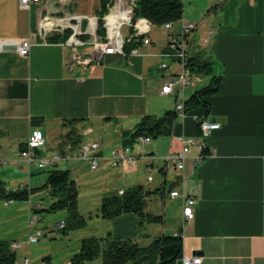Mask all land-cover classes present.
Returning <instances> with one entry per match:
<instances>
[{
    "label": "crops",
    "instance_id": "0c3cea01",
    "mask_svg": "<svg viewBox=\"0 0 264 264\" xmlns=\"http://www.w3.org/2000/svg\"><path fill=\"white\" fill-rule=\"evenodd\" d=\"M183 3L191 10L184 13L185 22L198 25L190 57L212 62L209 74L217 68L218 74L213 76L222 77L219 89L209 98L208 116L206 109L200 108L178 120L171 135L148 144H133L137 165L122 169L113 168L110 159L113 151L123 147L124 133L131 132L147 115L162 116L176 108V96L162 94L163 86L168 83V71L161 74L164 79L157 91L161 99L157 106L147 100L130 101L133 99L131 73L136 86L144 89L148 84L146 75L158 67L152 59L161 58L159 55L168 43L151 48L150 37L151 43L140 47L137 55H105L90 65H75V55L83 51L61 39L55 40L54 36L63 34L64 28H60L46 38L33 39L29 57H22L10 41H21L38 32L41 20L47 15L89 16L92 24L89 20L83 23L88 43L90 38L101 36L99 18L89 15L84 10L87 4L82 1L40 0L25 9L21 0H0V182L8 190L31 191L28 201L31 216L32 207L39 202L40 207L44 205V201L32 200L44 183L39 182L41 178L37 175L49 169L40 170L35 163L29 165L20 157L30 133L35 129L44 132L47 142L43 154L50 156L72 143L66 138L67 120H79L76 129L81 142L92 139L95 125L101 121L106 129L113 125L121 140L113 149L107 147L106 141L100 142L103 171L119 169L110 172L114 190L139 186L142 177L149 187L147 207L153 203L155 212L149 210L150 214L160 219L146 221L133 212L112 220L99 217L100 230L82 233L77 238L80 246L85 238H102L108 234L147 246L162 236L179 233L183 253L174 264H184L185 258L194 256L202 257L201 264H264V0L223 3L185 0ZM182 25L180 22L177 28L174 24L172 32L179 34ZM195 87L186 89L187 98L198 89L197 81ZM114 100L120 101L117 108L113 107ZM197 116L219 122L220 129L204 138L200 135ZM81 129L85 138L80 134ZM181 135L197 142L188 153L186 173L190 176L184 181L175 160L166 161L167 156L180 149L176 137ZM76 162L72 158L59 167L71 171ZM173 189H178L181 196L172 198ZM185 197L196 200L195 218L191 221L183 213ZM149 222L156 223L157 229L150 231L146 226ZM28 239L16 251L28 253L24 259L31 257L36 244H29ZM80 246L75 253L80 251ZM43 261L51 262L48 258Z\"/></svg>",
    "mask_w": 264,
    "mask_h": 264
},
{
    "label": "trees",
    "instance_id": "16d2710c",
    "mask_svg": "<svg viewBox=\"0 0 264 264\" xmlns=\"http://www.w3.org/2000/svg\"><path fill=\"white\" fill-rule=\"evenodd\" d=\"M101 18L99 19V32L105 33L103 28V17L109 12L112 5L111 0H101ZM135 17H145L153 25L163 26L167 23L176 24L184 16L183 0H137ZM71 30H66L62 36H55V40L61 39L66 42ZM141 45L139 41L128 42L125 50L128 55L131 50ZM188 67L195 74H209L212 71V62L203 57H190ZM222 77L213 76L209 85L196 90L185 100V112L190 114L200 108L206 109L205 116L210 112L209 98L214 95L220 86ZM78 119L67 120L66 128L69 129L66 138L71 145L77 147L81 143L80 135L76 125ZM177 122L176 109L168 110L162 116L147 115L131 131L124 133V145H133L140 136L157 139L162 136H169ZM49 178L46 188L49 189L52 198L56 199L51 210L64 209L67 213V222L62 228L65 232L84 229L87 221L79 212V197L75 183L70 179L68 168L56 166L48 170ZM31 191L28 189L8 190L0 182V200L8 202L24 201L30 199ZM149 194L142 186H136L125 190L122 196L105 197L98 216L104 220L114 219L125 213H136L146 221H157L155 217L146 211V199ZM48 210V211H51ZM40 212V211H36ZM183 240L176 236H162L152 241L147 246H139L129 239L115 237L108 234L106 237L85 238L81 242L80 251L75 254L68 264H88L102 257V264H174L182 257ZM17 253L10 248L5 241H0V264H16Z\"/></svg>",
    "mask_w": 264,
    "mask_h": 264
},
{
    "label": "rangeland",
    "instance_id": "374dc122",
    "mask_svg": "<svg viewBox=\"0 0 264 264\" xmlns=\"http://www.w3.org/2000/svg\"><path fill=\"white\" fill-rule=\"evenodd\" d=\"M69 1L73 2V3H76V2L79 3V1L85 2L87 4V6L86 7L84 6V10L86 12H88L89 15L96 16L99 19L101 18V13H100V8H101V2L100 1L101 0H69ZM224 1L225 0H218L219 3H223ZM111 2H112V0H111ZM183 2H185V0H183ZM187 7H188L187 5L184 6V8H185L184 13L185 14H186V10H187V12L191 11V10H189V8L187 9ZM30 8H25V9H30ZM75 15L82 16L81 14H74V15H69L68 17H65V18H58V17H52L50 15H47L46 17H44L41 20L40 25H41V23H43L44 20H46L47 17L52 18V19L57 20V21L58 20H60V21L65 20L70 25H74V24L79 22L77 19L74 18ZM84 16L89 17L87 15H84ZM104 17H103V21H104ZM138 18H145V17H137V19ZM85 20H86V18L82 19V24L85 22ZM73 21H75V23ZM180 22L186 23V24L193 23V22H190V23L185 22L184 16H183V18L176 23L177 28H178ZM171 24H172V29L168 30V29L164 28V25L158 26V25H153V23H152L153 31H151L152 33L150 34V37H152V44L150 45L151 48H154L156 46H165L169 42L171 35H178V34H174L172 32L174 24L173 23H171ZM194 24H196V23H194ZM197 27H198V25H197ZM60 28H64L63 34L66 30H71L70 35H72V33H73V30L71 27H69V26L61 27L60 26V27H57L56 29L50 31L46 36L44 35L43 37L46 38L50 33H53L54 31H57ZM99 28H100V26H99ZM167 31L170 32L169 36H168ZM181 31H182V28H181ZM196 31L197 30L194 31L193 39L195 37ZM121 33H122L123 37L125 38V45L128 42L140 40L141 45H139L138 47H136L134 49H137L139 51L140 47L146 46L143 43V37L142 36L134 38L132 40H129V37H131V35L134 33L133 32L131 34L129 26H127V25L123 26ZM103 35H101V36H103ZM58 36H60V35H58ZM85 37H84V39H85ZM97 37L100 38L99 36H96L95 38H97ZM193 39H192V41H193ZM192 41H191V44H192ZM66 42H64V43L66 44ZM72 48L77 49V50L79 48H81L82 51H87V52L93 51V45L92 44H89V45L87 44V45H84V46H81L78 48H75V47H72ZM82 48H84V49H82ZM125 48H126V46H125ZM190 48H191V45H190ZM132 50H131V52H132ZM105 55H108V54H104L102 56L100 54H95L94 55L95 59H92V61L89 64H78L76 62H74V64L75 65H90L93 62L100 61ZM115 55H121V54H115ZM129 55H131V53ZM121 56H124V57L128 56V53L126 52V50H125V55H121ZM159 56L161 57V54ZM189 56H190V49H189ZM169 60L172 61L171 59L164 58V57H161L158 59L157 58L152 59V62L153 63L156 62L155 64L158 67H157V70H154V71L150 72L149 75H146V79L148 80V84L144 89H142L141 86L140 87L136 86L134 79H133L134 74L131 73L132 74V76H131V80H132L131 95L133 96L132 97L133 99H131L130 101L139 103V102H142L144 100H147L148 102H150L151 104H154L155 106H157L159 104L161 99L157 95V91L161 87L162 80L164 79V77H162L161 74L168 71L169 75H167V77H166L167 81L169 82L170 78H171L170 70H167V71L164 69L161 70L160 67L163 65V63L167 64L169 62L168 65L173 63V62L170 63ZM74 61H75V59H74ZM121 65H123V63ZM128 67H130V66H128ZM175 68L178 71H180L177 66ZM130 70H131V68H130ZM191 74L193 75L195 81H197L199 83V87L197 89V90H199L205 84L206 85L208 84L210 78L213 75L218 74V70L216 68L212 74H208V75H197V74L192 73V72H191ZM164 95H166V94H164ZM186 99H188V98L186 97V95H184V98H183L184 103H185ZM114 102H115V100H114ZM119 102L116 101L114 103L113 107L117 108L118 107L117 103H119ZM176 105H177V103H176ZM131 108H132V106H131ZM197 118H198L199 127H200V124L202 121L208 120V119H204V118H199V116H197ZM184 119H180V117H178V115H177V121L178 120L182 121ZM208 121H210V120H208ZM100 122H97L95 125V132L92 135V139L83 141L79 145H81L83 143H90L92 141H98V142L102 143V140H103V141H106L105 144H107L108 148L113 149L114 148L113 146H117V143L121 142V140L118 139L116 133H114V126L113 125H111L108 129H106V128L101 126L102 124H100ZM214 131H216V130H214ZM80 134L83 136V138H85L86 135H85V133L83 134L82 129L80 130ZM201 134H202V132L200 130V135ZM105 136H106V138H105ZM178 137H180V136H178ZM178 137H176V140ZM134 144L136 145L137 143H134ZM196 144H197V142H195V144H193V145H196ZM137 145H139V144H137ZM193 145H190V148ZM126 146H128V145L123 144V147L121 148L119 153ZM130 146L133 149V145H130ZM181 147H182V145L180 143V148ZM101 149H102V147L100 148L99 151H101ZM43 150H42V152H43ZM214 152H215V150H213V153H211V154L213 155ZM211 154H208V155H211ZM43 155H45V154H43ZM172 156H170L171 157L170 159L166 157V161L168 162L171 159H174ZM187 157H188V154H187ZM101 159L102 158H100L99 166H98L97 170H92L90 163L88 161L76 160L77 164L73 165V169H71V171H70V179L72 182L75 183V186L78 190V197H79L78 209H79V212L81 213V215L84 216V218L87 221V226L85 227L86 229L84 228L85 229L84 232L80 231V230L79 231L76 230V231L65 232L64 230H62V228L60 227V224H62L65 221L67 222V213L63 208L59 209V210H55V211L51 210L53 204L56 202V199L52 198V196L50 195L49 189L46 188V183H47L48 178H49V173H48V171H44V172H41L37 175V178H39V177L41 178V181H39V182L43 183V181H44V183L41 185V188L35 192V194L32 197V200H33V202L44 201V205L42 207H35L34 208L33 217L37 218V220H38V226L37 227L41 229L42 235L39 238V242L33 245L32 253L30 255L31 257H26L24 259V256L28 255V253H25L24 250L19 251L17 253L16 264H25L26 259L30 260V264H67L68 260L71 259L75 254H77L75 252H76V250H78V248L80 246V242L78 241L77 238L80 237L82 235V233L96 232V231L100 230L101 227H100L99 221H101V220L99 219L100 216H98V213H99V210L102 206L103 199L105 197H111V196H122L125 192L123 190H118V191L114 190L112 183H111L113 178H112V175L110 174V172L112 170L119 171V169H110L107 171H103L104 167H103V163H102ZM199 160L201 161L200 158L197 159L198 162H200ZM110 165L113 168L120 167L122 169H126L125 163L119 164V166H113L111 163V160H110ZM136 165H137V159H136ZM136 165H134V166H136ZM195 165H197V164H195ZM37 167L39 168L38 165H37ZM48 169H50V168L40 169V170H48ZM185 171H186V161H185ZM156 173H159L158 170ZM154 174H155V172H154ZM142 175L143 174L141 173V176ZM181 177H182V175H181ZM182 180L184 181L183 177H182ZM140 182L141 183L139 184V186L144 187V190L148 191L149 187L147 185V182L144 183L142 177L140 178ZM174 190H178V189H173V190H171V192ZM30 196H31V194H30ZM146 197H145V199H146ZM188 198H193V197H188ZM28 201L27 200L14 201V202L9 203L11 205L6 206L5 205L6 202L0 200V241L7 242L10 245V248L15 252L17 250H19L22 247V245H24L26 243L27 239L31 236V234L32 235L36 234L35 229L33 232H31V230L29 228V224H30L31 219H30V210H29ZM153 208H155V205L150 202L148 204V207H147V201H146V211L148 213H150L149 210L153 211L154 210ZM48 210H51V211H48ZM36 211H40V212H36ZM153 212H155V210ZM146 226L150 229V231H154L157 229L156 223H154V222H149L146 224ZM12 241H16V242H12ZM10 242H12V243H10ZM15 244L19 245V247L14 248L13 245H15ZM198 257H200V256H198ZM45 258L50 259L51 262L45 263L43 261ZM102 262H103L102 257H100V258H98V259H96V260H94L88 264H101Z\"/></svg>",
    "mask_w": 264,
    "mask_h": 264
},
{
    "label": "built area",
    "instance_id": "2783aa9c",
    "mask_svg": "<svg viewBox=\"0 0 264 264\" xmlns=\"http://www.w3.org/2000/svg\"><path fill=\"white\" fill-rule=\"evenodd\" d=\"M38 2H40V0H21V6L23 8H30L33 3ZM111 3L112 5L109 8V13L104 17V35L100 36V38H90V43L86 42L84 39L87 34L83 29L82 19L86 18V20H89L91 24L93 19L84 15H75L74 18L79 22L74 25H70L69 23H66L65 25L60 20L57 21L47 17L46 20L41 23L38 32H33L27 38L22 39L21 41L12 40L10 43L14 45L15 50L20 56L29 57L33 39H35L37 36H46L50 31L56 29L57 27L69 26L72 28L73 33L69 36L66 42L67 45L75 48L87 44L93 45L92 52L83 51L75 55L74 59L78 64H89L92 59H95V54H100L101 56L104 54L125 55V38L121 33V30L125 25L129 26L131 34L134 32L131 37H129V40L142 36L144 45H148L151 42L150 34L152 31V23L146 18L137 19L135 17L136 0H112ZM164 28L171 30L172 24L167 23L164 25ZM92 29L95 31L94 27ZM195 30H197L196 24L183 23L182 31L178 35L170 36L167 48L161 54V57L169 58L173 62L170 65H168V63H163V65L160 67L161 70H170L171 72L170 81L163 86L162 94L176 95V112L180 119H184L187 116L185 112V103L183 100L186 88L196 86V81L188 67V61L190 57L189 49ZM137 54H139V51L137 49H133L131 55ZM176 66L180 71L175 68ZM196 119L198 118L196 117ZM220 126V123L216 121L204 120L200 124V130L202 132L201 135L204 138H207L214 130L219 129ZM152 140L153 139L151 137L140 136L136 139L135 143L143 145L151 143ZM177 140L179 143H181L182 147L177 152H175L172 157L176 162V168L182 173L181 175L183 179H186L190 175L185 171V161L187 154L190 151V145L195 144L196 141L193 138H187L184 135L178 137ZM46 142V137L42 130H33L30 133L26 143L23 145L22 150L20 151L21 158L29 165L36 163L40 169L54 168L68 160H71L72 158L78 161H88L92 170L98 169L100 158H102L99 153L101 148L100 142L92 141L90 143H83L77 147L69 145V147H66L67 149L65 148L64 151L52 154L50 156L43 155L42 152V150L45 149ZM132 150V147L128 145L123 148L120 153L117 150L113 151V158L110 159L112 165L119 166V164L125 163L126 168L134 167V165H136V158L132 154ZM71 153H74L73 156H71ZM170 156L171 155L167 156V158L170 159ZM149 179L152 180L151 177ZM171 196L172 198H176L181 196V193L179 190H174L171 192ZM9 203H11V201L6 202L5 205H8ZM195 203L196 201L193 198L185 197L184 199L183 213L187 221H191L195 218ZM41 204L42 203L39 202L36 206L40 207ZM35 207H32L31 209L29 228L31 232H33L35 229L36 234H31L28 239L29 244L37 243L40 236L42 235L41 229L37 227L38 220L37 218L33 217ZM64 226V222L60 224L61 228H64ZM175 236L178 237L179 233H176ZM13 247H19V245L15 244ZM183 262L184 264H201L202 258L194 256L191 258H185ZM25 264H30V260L26 259Z\"/></svg>",
    "mask_w": 264,
    "mask_h": 264
},
{
    "label": "water",
    "instance_id": "95a60500",
    "mask_svg": "<svg viewBox=\"0 0 264 264\" xmlns=\"http://www.w3.org/2000/svg\"><path fill=\"white\" fill-rule=\"evenodd\" d=\"M182 178V177H181Z\"/></svg>",
    "mask_w": 264,
    "mask_h": 264
}]
</instances>
